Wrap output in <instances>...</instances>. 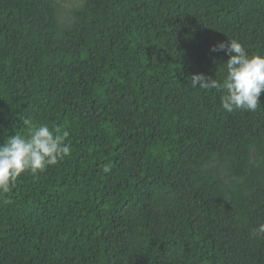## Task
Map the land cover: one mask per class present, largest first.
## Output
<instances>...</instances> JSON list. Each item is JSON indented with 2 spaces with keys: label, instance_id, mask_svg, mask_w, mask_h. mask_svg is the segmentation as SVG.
<instances>
[{
  "label": "trees",
  "instance_id": "16d2710c",
  "mask_svg": "<svg viewBox=\"0 0 264 264\" xmlns=\"http://www.w3.org/2000/svg\"><path fill=\"white\" fill-rule=\"evenodd\" d=\"M62 8L0 0V144L29 118L72 145L0 193V264H264V93L191 86L225 78L218 42L264 54V0Z\"/></svg>",
  "mask_w": 264,
  "mask_h": 264
},
{
  "label": "clouds",
  "instance_id": "9594fccd",
  "mask_svg": "<svg viewBox=\"0 0 264 264\" xmlns=\"http://www.w3.org/2000/svg\"><path fill=\"white\" fill-rule=\"evenodd\" d=\"M211 50L225 51L229 56L225 64V78L220 82L202 73L194 74L191 86L205 90L223 88L225 94L220 99L224 110L255 112L261 105L260 97L264 93V54H250L236 39L218 42ZM23 123L27 134L17 133L0 144V193H8L26 172L33 175L43 172L48 166L57 165L69 157L72 152L69 130L33 124L29 118H25ZM103 171L109 173L111 169L106 165ZM255 231L264 233V224Z\"/></svg>",
  "mask_w": 264,
  "mask_h": 264
},
{
  "label": "rangeland",
  "instance_id": "374dc122",
  "mask_svg": "<svg viewBox=\"0 0 264 264\" xmlns=\"http://www.w3.org/2000/svg\"><path fill=\"white\" fill-rule=\"evenodd\" d=\"M61 6H63L61 12L64 15L63 20L65 23H69V12L74 7H79L82 5V0H56Z\"/></svg>",
  "mask_w": 264,
  "mask_h": 264
}]
</instances>
